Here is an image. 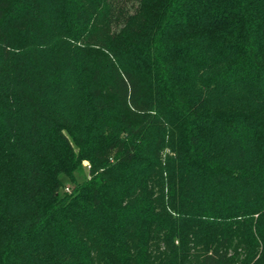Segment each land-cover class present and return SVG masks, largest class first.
Instances as JSON below:
<instances>
[{
    "label": "trees",
    "instance_id": "1",
    "mask_svg": "<svg viewBox=\"0 0 264 264\" xmlns=\"http://www.w3.org/2000/svg\"><path fill=\"white\" fill-rule=\"evenodd\" d=\"M0 264H264V0H0Z\"/></svg>",
    "mask_w": 264,
    "mask_h": 264
},
{
    "label": "rangeland",
    "instance_id": "2",
    "mask_svg": "<svg viewBox=\"0 0 264 264\" xmlns=\"http://www.w3.org/2000/svg\"><path fill=\"white\" fill-rule=\"evenodd\" d=\"M89 163L85 162L82 166V168L76 173V182H84L89 178ZM63 181L65 183V187H70L69 189L73 190L74 186L72 185L71 181L67 178H63ZM62 194H65L66 191L62 190Z\"/></svg>",
    "mask_w": 264,
    "mask_h": 264
},
{
    "label": "built area",
    "instance_id": "3",
    "mask_svg": "<svg viewBox=\"0 0 264 264\" xmlns=\"http://www.w3.org/2000/svg\"><path fill=\"white\" fill-rule=\"evenodd\" d=\"M67 191H68V189H67Z\"/></svg>",
    "mask_w": 264,
    "mask_h": 264
}]
</instances>
